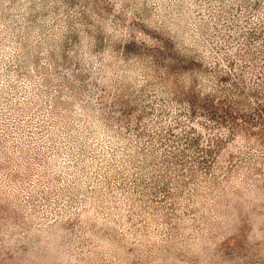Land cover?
<instances>
[{"label": "rangeland", "instance_id": "rangeland-1", "mask_svg": "<svg viewBox=\"0 0 264 264\" xmlns=\"http://www.w3.org/2000/svg\"><path fill=\"white\" fill-rule=\"evenodd\" d=\"M0 264H264V0H0Z\"/></svg>", "mask_w": 264, "mask_h": 264}, {"label": "snow or ice", "instance_id": "snow-or-ice-1", "mask_svg": "<svg viewBox=\"0 0 264 264\" xmlns=\"http://www.w3.org/2000/svg\"><path fill=\"white\" fill-rule=\"evenodd\" d=\"M133 41H135V40H133Z\"/></svg>", "mask_w": 264, "mask_h": 264}]
</instances>
